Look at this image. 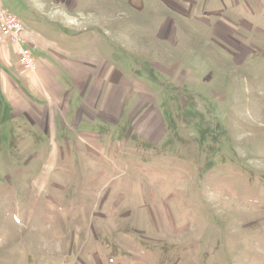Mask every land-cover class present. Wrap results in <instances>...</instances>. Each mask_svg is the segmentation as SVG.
<instances>
[{
    "label": "rangeland",
    "instance_id": "rangeland-1",
    "mask_svg": "<svg viewBox=\"0 0 264 264\" xmlns=\"http://www.w3.org/2000/svg\"><path fill=\"white\" fill-rule=\"evenodd\" d=\"M2 2L0 264H264V0Z\"/></svg>",
    "mask_w": 264,
    "mask_h": 264
},
{
    "label": "crops",
    "instance_id": "crops-1",
    "mask_svg": "<svg viewBox=\"0 0 264 264\" xmlns=\"http://www.w3.org/2000/svg\"><path fill=\"white\" fill-rule=\"evenodd\" d=\"M25 27V35L34 44V48L37 45L41 49L46 48L43 41H41L42 36L39 33H32L26 23ZM36 58L38 63L36 71H28L29 69L24 68L19 62L16 44L0 32V83L7 91V95L13 105L18 109H26L24 107L26 99L22 87L25 90L34 91L38 89L37 86L40 84L42 77L49 78V72L46 71V67L43 64L44 58ZM18 81L20 82L19 85L17 83Z\"/></svg>",
    "mask_w": 264,
    "mask_h": 264
},
{
    "label": "built area",
    "instance_id": "built-area-1",
    "mask_svg": "<svg viewBox=\"0 0 264 264\" xmlns=\"http://www.w3.org/2000/svg\"><path fill=\"white\" fill-rule=\"evenodd\" d=\"M25 25L17 14L6 8L0 0V32L16 44L20 64L26 69L35 70L38 63L34 56V45L25 35Z\"/></svg>",
    "mask_w": 264,
    "mask_h": 264
}]
</instances>
